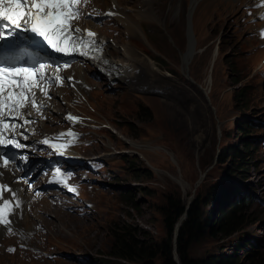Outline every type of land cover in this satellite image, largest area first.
I'll return each mask as SVG.
<instances>
[{
  "label": "rangeland",
  "instance_id": "1",
  "mask_svg": "<svg viewBox=\"0 0 264 264\" xmlns=\"http://www.w3.org/2000/svg\"><path fill=\"white\" fill-rule=\"evenodd\" d=\"M95 1L101 8L115 7L114 0ZM137 1H120L137 24L133 37L120 22L125 15L83 26L107 40L108 57L122 60L131 47L154 65V74L135 71L146 82L133 88L98 77L94 68L74 70L83 93L75 98L76 93L58 91L41 128L53 132L66 109L88 115L96 125L91 145L78 149L100 167L77 179L82 200L60 206V193L48 192L55 194L42 203L63 213L49 222L50 232L33 218L53 216L31 212L25 202L28 222L18 214L14 224L20 232L35 231L10 239L0 233V264H164L174 205L195 211L198 206L200 219L207 221L191 244L190 260L223 253L236 264H264V20L257 19L262 9L250 8L251 0H153L160 18L150 23L134 17ZM189 48L192 57H186ZM38 180L34 188L44 182ZM240 181L253 185V196L230 199L223 193L230 183L238 194ZM238 201L244 205L240 214L228 213ZM185 218L175 225L173 246ZM22 239L35 246L32 254L18 249ZM121 243L133 247L131 259L109 255ZM6 246L17 252L7 253ZM140 246L145 253L138 257Z\"/></svg>",
  "mask_w": 264,
  "mask_h": 264
},
{
  "label": "snow or ice",
  "instance_id": "2",
  "mask_svg": "<svg viewBox=\"0 0 264 264\" xmlns=\"http://www.w3.org/2000/svg\"><path fill=\"white\" fill-rule=\"evenodd\" d=\"M84 2L86 3L88 0H84ZM80 3L81 0H0V41L7 40L9 44H14L15 40L9 38H18L24 33H31L44 42L53 52L64 56L74 53L87 55L88 52H99L102 49L97 47L98 42L95 40V33L86 30V35L82 38L78 35L80 29L71 27L73 19L78 20L82 15L78 7ZM105 15L112 16L115 13L108 12ZM260 35L264 38V32H261ZM91 58L99 59L95 56ZM51 66L46 63H40L38 67H20L15 64L0 65V145L7 144L16 149L24 147L14 139L4 137L3 132L8 128L5 121L13 115L23 119L25 114L22 109L27 106L26 102L32 103L34 109L39 107L34 102L35 87L37 83L52 86L53 80L47 78L44 72L47 67ZM69 66L67 63L56 65L58 71L61 67ZM71 79L69 77V81ZM44 95L48 99L51 98L47 96L46 92ZM40 110L42 111V108ZM66 119L72 122L78 120L71 115H68ZM31 123H35V121L24 119L23 124L13 122L12 128L23 127L24 124ZM73 135L71 132L63 133L57 137L46 138L41 143L50 145V139L59 140L62 137H73ZM71 142V140L68 141V143ZM50 146L60 153V147L57 144ZM20 159L27 161L26 156H21ZM0 160L3 161L4 165L9 163V160L5 159L3 155H0ZM57 171L59 172V170ZM6 187L0 186V189ZM9 191L11 190L9 189ZM12 196L14 199L16 198L15 192H12ZM8 204L9 201L5 200L3 207H0V224L3 225L10 223L4 218ZM17 207H19L18 201ZM7 231L11 233V228H8ZM10 251H14V249H10Z\"/></svg>",
  "mask_w": 264,
  "mask_h": 264
},
{
  "label": "clouds",
  "instance_id": "3",
  "mask_svg": "<svg viewBox=\"0 0 264 264\" xmlns=\"http://www.w3.org/2000/svg\"><path fill=\"white\" fill-rule=\"evenodd\" d=\"M89 86H91V85L89 84ZM89 119H90V117H89ZM62 121H63V119L62 120L59 119L60 124H61ZM90 124H91V121H90ZM92 125H94V124H92ZM94 126H96V125H94ZM60 128H62V127L60 126V127L56 128L53 132H57V130L60 129ZM83 132H85V131L83 130ZM47 133H49V132H47ZM85 136L91 140V138H90V137H92L91 136V132H90V137L88 136V134H86ZM5 152L6 153H13V150L8 148V149H6ZM66 152H67V154L73 155V156L78 157V158H75V159H73V161L68 162V161H63V159H60L59 157H58V159H56L54 157H51L49 159V161L48 160L47 161H42L43 163L39 164V161H37L35 159V157H32L31 155H28V157H27L28 160H27V162L24 165H31L35 161H37L38 163L33 165V167L27 173H26L25 169L22 166H16V167H13V168L4 169L2 171V173H3V176H2L3 177V183L6 184L7 186L11 187V188H13L11 184H14V183L23 184V186L25 185V188L23 187L22 196L26 197V193H25L24 190L28 189L31 192L32 196H33L32 201H35L37 203H42L43 201H48L47 199H51L54 196L55 193L48 194L49 191L60 193L59 195H57V201H59L60 206H62L63 204H65V202H68V201H69V203H71V202H75L77 200H82V195H81V191H82V184L81 183L82 182L78 183L77 179L80 176H82L84 173H90V172L95 170L94 168L91 167V165L87 164V161L92 159V157L88 158L83 153H81L80 151H78V152H80L79 155L82 156V158L78 154H76V152H73L71 150H67ZM20 156H22V154H20ZM18 161H21V160H18ZM95 161H97V163H100L98 160H95ZM55 167H60L66 173L73 174V179H72L71 182H69V184L77 186V188H76L77 195L70 194L69 192H67V189L64 186H61L59 184V182L56 180L57 177H56V174H55ZM44 171L47 173L46 176L42 175V173ZM35 173L37 175V179L38 178H44V182L42 183V185H40L39 187H36V188H34V185H33L34 181H35V185H36V180L33 179V176H34ZM6 177H9L11 181L6 182L5 181ZM23 179H27V182L26 181H20V180H23ZM90 180L91 179H84V182L85 183L86 182H90ZM39 183H40V181H39ZM29 186H31V187H29ZM25 202H28V201H23V205H22L21 209L18 211L19 212L18 214H21V218L20 219L22 221H24V219H26V221L28 222V220H27V212H23L22 213V210L24 208ZM31 202H29L30 205H31ZM253 204L254 203H252V205ZM30 205H29L30 211L34 212V211L31 210V206ZM84 206H85L84 207L85 209H86V207H89L87 205V203H84ZM188 208H185V211H184L183 215L181 216L182 218L187 214ZM178 221L175 224L176 228L178 227V224L180 223L181 220L179 222ZM13 227H14V229L16 231V234L13 235L11 238H14V237H16L19 234H21V236H25L28 233H31V232L35 231L31 227H29V230L26 229L25 231L20 232V228L16 227V225L14 223H13ZM41 230H43V228ZM40 231H36V232H40ZM173 234H174V232H173ZM22 240H24V239H22ZM12 247H14V246H12ZM173 251H175V246H173L172 257H173ZM173 260L177 264H179L178 256L176 257V260L174 258H173Z\"/></svg>",
  "mask_w": 264,
  "mask_h": 264
},
{
  "label": "bare ground",
  "instance_id": "4",
  "mask_svg": "<svg viewBox=\"0 0 264 264\" xmlns=\"http://www.w3.org/2000/svg\"><path fill=\"white\" fill-rule=\"evenodd\" d=\"M120 1L121 0H114L113 3L116 6L117 13L120 14V15H125V17L122 20H120V22L123 25V27L129 31L128 32L126 30L127 34H129L130 36L133 37L134 34H135V30L138 29L137 28V24L135 23L134 19L130 18L128 16V14L124 13L125 9L121 6ZM139 1H142V2H139ZM152 1L153 0H138L137 1L136 6L133 7V8L137 9L136 13L134 14V17L138 21H140V22L148 21V22L152 23L154 20H159L160 16L156 15V11L152 8V5H153L151 3ZM104 3H106V1ZM263 5H264V0H251V3L249 4V7L253 8L255 10V8L263 6ZM261 15L264 16V7L262 8ZM103 41H104V39H103ZM189 52H190L191 55H189ZM189 52L186 55V57H188V56L192 57L193 53H192V50L190 48H189ZM123 53H124V55L122 56L123 57L122 60L118 59L116 61V63H119L120 70L122 72V76L120 77V80L127 82L128 83L127 85L129 87H133V88L142 87L143 88L144 87L143 82H146V80L139 78V74L140 73L137 75L135 71L140 70V72H141L142 69H143V71L147 72L149 75L150 74H154V73H152L151 68H150V66L152 67L154 65L149 60H147V59L144 60L143 58H141L140 54L135 49H133L131 47H128V49H124ZM76 79L78 80L80 78H76ZM110 81H114V80L112 79ZM91 85H93V84H91ZM81 87L82 86L79 85V84L76 86L77 91L80 92V93H83ZM149 88H151V87H149ZM162 109H164V108H162ZM49 133H52V132H49ZM253 176H254L253 173H251L250 178L253 177ZM33 179L36 180V185H38L39 184V180L37 179L36 173L34 174ZM239 179L242 180L243 177L239 178ZM5 181L8 182V181H11V180H10L9 177H6ZM11 185L13 187V191L17 192L18 197H20L22 201H29V202L32 201L33 196H32L31 192L28 189L24 190L25 193H26V197L22 196L23 184L14 183V184H11ZM236 185L238 186V188H240L238 194L237 193H234V194L232 193L233 188H234L232 184L229 183V184H227L225 186L227 188V192H228L227 195H229L230 199H232L234 197L253 196L254 195V192L252 193V191L249 188V187L253 186L250 183L248 185H245V184H242L241 181H240V182H237ZM231 186H232V188H231ZM41 204H43V208H40ZM30 206H31V210L32 211H35L36 209H41V211H43V213H47V214H50V215L53 216V218H50V219H48L46 217H43V216H38V217L33 218V219L39 220L41 223H43V226H44L43 230L44 231H49L50 232L51 229L48 226L49 222L52 221L54 219V217L63 214V213H61V211L58 208H52L51 206H49V205H47L45 203H37L35 201H32ZM18 213L19 212H17V214ZM53 230H55V232H58L60 235H63L64 232H65V230H62V229L59 230V229H54L53 228ZM0 252H2V250H0Z\"/></svg>",
  "mask_w": 264,
  "mask_h": 264
},
{
  "label": "trees",
  "instance_id": "5",
  "mask_svg": "<svg viewBox=\"0 0 264 264\" xmlns=\"http://www.w3.org/2000/svg\"><path fill=\"white\" fill-rule=\"evenodd\" d=\"M237 96L239 94H235L233 96L234 100H237ZM248 150V148H245ZM240 158V156H238ZM246 175V174H245ZM245 175H242V177H246ZM223 193L227 194V188L224 187ZM198 206L196 207V211L193 206L188 208L186 218L184 219L179 232L177 236V241L175 245V252L178 256L179 259V264H236L234 260L231 257L225 256V254L220 253L218 256L213 255V256H208L205 257L204 259L201 260H190L188 257V252L191 247V244L199 239V235L202 236L203 231H204V226L207 224V221H203L199 217V212H198ZM243 208L242 203L236 202L232 208L228 211V213H232L236 215H239L240 212L239 210ZM174 215L173 219L171 221H167V233L169 236V239L167 243L163 246L162 249V258H163V263L164 264H177L172 257V250H173V245L171 243L172 238H173V232H174V227L179 218L183 215L185 211V207L179 206V205H174ZM201 209V206H200ZM201 224V231H200V224ZM224 233H227V230L222 229ZM186 235L190 238V241H186L183 239V236ZM132 246L127 245L126 243H121L119 246L114 247L112 252L109 254L110 256L118 259H131V254H132ZM145 248L143 246H140L138 248V253L142 252L141 254L136 253L138 257H141L145 253Z\"/></svg>",
  "mask_w": 264,
  "mask_h": 264
}]
</instances>
